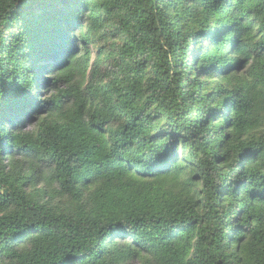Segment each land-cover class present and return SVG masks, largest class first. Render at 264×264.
<instances>
[{
    "label": "trees",
    "instance_id": "1",
    "mask_svg": "<svg viewBox=\"0 0 264 264\" xmlns=\"http://www.w3.org/2000/svg\"><path fill=\"white\" fill-rule=\"evenodd\" d=\"M0 264H264V0H0Z\"/></svg>",
    "mask_w": 264,
    "mask_h": 264
},
{
    "label": "rangeland",
    "instance_id": "2",
    "mask_svg": "<svg viewBox=\"0 0 264 264\" xmlns=\"http://www.w3.org/2000/svg\"><path fill=\"white\" fill-rule=\"evenodd\" d=\"M94 50V49H93Z\"/></svg>",
    "mask_w": 264,
    "mask_h": 264
}]
</instances>
